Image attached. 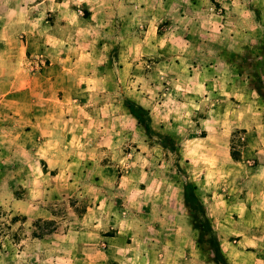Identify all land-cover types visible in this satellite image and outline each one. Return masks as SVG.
Masks as SVG:
<instances>
[{"label": "rangeland", "instance_id": "374dc122", "mask_svg": "<svg viewBox=\"0 0 264 264\" xmlns=\"http://www.w3.org/2000/svg\"><path fill=\"white\" fill-rule=\"evenodd\" d=\"M155 1L156 13L149 0H46L38 11L37 0H0V264H72L35 240L53 231L80 232L84 253L90 231H119L142 249L187 230L189 245L206 250L183 188L190 181L204 204L216 178L190 155L199 138L220 133L200 124L213 101L264 105V0ZM196 66L205 99L189 116L183 76ZM25 75L38 77L31 94L11 85ZM226 82L236 94L219 95ZM125 101L142 105L174 150ZM228 139L240 157L245 132Z\"/></svg>", "mask_w": 264, "mask_h": 264}, {"label": "crops", "instance_id": "0c3cea01", "mask_svg": "<svg viewBox=\"0 0 264 264\" xmlns=\"http://www.w3.org/2000/svg\"><path fill=\"white\" fill-rule=\"evenodd\" d=\"M149 1L148 6L153 8L151 12H158L160 5L156 4L155 0ZM44 4L46 0H37L35 10H41ZM6 38L4 43H7ZM6 66L7 64H5L4 71L9 68ZM0 69H3L1 64ZM183 78L186 86L184 90L189 101L186 108L189 116H193L202 110L200 102L201 98H204L205 78L198 70V66L192 68L191 72ZM37 80L38 77L30 79L25 75L19 81L13 79L11 85L19 82L22 92L31 94L35 90L34 82ZM224 85L223 91L220 87L218 88L219 95L237 93L230 83L226 82ZM217 104L215 101L212 102L211 113L201 119L204 122L200 124L210 125L213 122L215 124L213 126H222L219 128L220 135L213 134L199 138L200 148L190 155L194 158H203L214 167L212 174H215L216 179L212 181V186L217 192L210 195L203 194L204 206L208 211L210 224L219 240L227 264H264V105L257 108L251 102L244 108V105L238 106L231 102L227 105L224 102L222 106ZM37 121L38 119L35 118L31 137L39 141V136L33 133L34 124H38ZM236 129L243 130L247 137L238 160H234L230 155L228 139V136ZM114 222L117 221L114 220ZM74 233L79 234L80 232L70 231L60 235L57 231H53L35 240L42 245L47 244L49 250L58 252L57 263L216 264L207 258L206 253L194 245H189L190 240L188 239L191 238L190 231L187 230L176 233L168 232L160 245L154 247L148 245L142 249L133 242L126 243L122 237L123 233L119 231L112 236L105 235L106 231L103 234L90 231L85 233L86 240L83 243L86 246L85 253L77 252V244L80 242H76L78 235H73ZM66 238L73 240L64 243L65 245L61 244V241L67 242ZM29 249L30 247L23 246L20 253L23 254ZM80 253L85 255V262L79 258ZM138 254H145L147 257L139 258ZM6 256L7 253L4 254V257Z\"/></svg>", "mask_w": 264, "mask_h": 264}, {"label": "trees", "instance_id": "16d2710c", "mask_svg": "<svg viewBox=\"0 0 264 264\" xmlns=\"http://www.w3.org/2000/svg\"><path fill=\"white\" fill-rule=\"evenodd\" d=\"M125 106L129 110V113L136 119V121L143 127L144 131L150 135L155 134L158 137V143L164 148H171L174 150V142L168 137H163L155 133L151 126V118L146 109L140 105H135L130 101H125ZM234 160H238V157L232 154ZM182 175L186 177V174L182 172ZM183 203L188 208L190 214V223L193 229L198 231L197 242L199 245L206 247L203 250L208 254L207 258L216 264H227L224 255L222 254L220 243L214 234L213 228L210 224L209 217L206 214L205 206L200 201L196 194V186L190 181H186L183 188ZM206 238V239H205Z\"/></svg>", "mask_w": 264, "mask_h": 264}]
</instances>
